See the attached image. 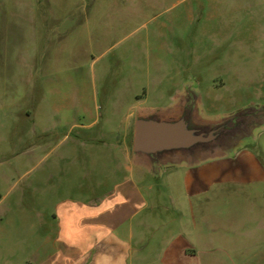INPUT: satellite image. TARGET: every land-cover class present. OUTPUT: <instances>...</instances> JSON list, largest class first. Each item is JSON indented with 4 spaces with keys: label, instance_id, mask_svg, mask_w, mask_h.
Returning <instances> with one entry per match:
<instances>
[{
    "label": "rangeland",
    "instance_id": "rangeland-1",
    "mask_svg": "<svg viewBox=\"0 0 264 264\" xmlns=\"http://www.w3.org/2000/svg\"><path fill=\"white\" fill-rule=\"evenodd\" d=\"M57 24L69 26V62L58 66L54 53L64 42L52 41ZM178 69L201 95L205 116L264 112V0H0V264H52L64 250L56 216L69 200L85 201L113 186L96 185L107 149L89 139L111 143L114 135L121 140L127 134L131 143L130 108L138 102L170 106L177 93L170 78ZM66 100L90 108L84 119L69 112V123L98 125L55 130L61 116L53 105ZM39 104L41 114L34 118ZM35 123L51 132L43 139L45 149L22 156L37 142L29 139ZM104 126L119 133L101 136ZM76 137L86 145H74ZM235 149L193 167H170L178 175L167 168L160 178L146 175L155 185L162 178L160 203L175 211L172 195H182L186 205L193 199L194 172L212 184L201 198L218 202L212 208L215 228L206 230L202 220L197 232L194 217L208 211L196 208L195 215L189 206V232L180 242L199 240L202 250L191 245L186 264H264V124ZM117 163L116 177L124 179L123 157ZM164 214V222L173 219ZM157 233L149 231L150 254L139 263L163 264V245L175 241ZM171 259L169 254L165 261Z\"/></svg>",
    "mask_w": 264,
    "mask_h": 264
},
{
    "label": "crops",
    "instance_id": "crops-1",
    "mask_svg": "<svg viewBox=\"0 0 264 264\" xmlns=\"http://www.w3.org/2000/svg\"><path fill=\"white\" fill-rule=\"evenodd\" d=\"M60 27L61 24H57L51 30L52 41L59 39L64 42L54 53L56 66L62 65L66 61L69 62V26L64 30L60 29ZM35 39H41V34L39 33L38 36H35ZM63 55L66 57L64 58ZM33 69L35 71L36 64L33 66ZM170 79L174 88H177L176 94L180 93L179 88L185 82L182 80L180 70L178 69L176 77ZM133 108L136 113L138 108L165 107H143L138 102L130 110H133ZM40 109L41 105L39 104L35 108L34 118L41 114ZM53 112L61 116V119L54 126L55 130L57 128L69 130V127L72 130L79 126L91 129L99 123L97 120H93L87 125L79 124V121L74 120L69 123V112L75 114L76 118L81 117L84 119L89 117L90 108L82 100L71 102H67L66 100L63 104H54ZM126 123L125 129L129 125L128 119ZM100 131L101 136H104V132L110 134L119 133L115 128L110 127L108 129L106 126L101 128ZM50 133L48 128L35 123V129L30 131L29 139L34 140L36 137L37 142L29 150L22 151L21 155L28 157L36 151L44 150L42 142L46 140L45 137ZM19 141L22 142L23 137L19 138ZM73 143L74 145H86L85 141H82L79 137L73 139ZM89 143L100 144L101 147L107 149V153L103 152L100 157L103 161L100 171L102 177L96 185L101 186L112 182L113 186L107 193L97 197L90 195L85 201L69 200L67 208L64 211H60L56 216L59 223L58 239L63 244L64 250L60 252L52 264H141L139 262L145 260L144 256L150 254V252L146 253L145 243L148 241V234L151 229L159 232L157 233V237L162 236V238H165L166 235L170 234L169 238H174L175 243L172 247H165L163 245L161 249L163 264H186L183 260L184 257H187V251L191 250L192 246L199 251L202 250L200 246L202 244L199 240L193 243L189 242L187 246L184 243L182 245L180 241L185 239L182 238V235L189 232L186 221L184 223V220H187L186 214L189 206L192 209L194 208L193 212L195 215L196 212L199 213V210L196 211V208L204 207L208 211L203 218L201 215L194 217L193 226L196 227L197 232H201L202 230L199 223H202V220H205L206 230L215 228L214 226L212 227V220L216 218L212 216V208H215L218 202L215 199L204 200L201 198L202 192L207 191L212 186L211 183H203L200 175L196 176L194 172L192 185L193 199L188 201L189 204L186 205L183 199L179 198L182 195H172L170 197L171 205H176L178 208L175 211L169 206L164 205V203H160L159 198L164 188L162 178L161 184L158 185L148 182L146 175L152 177L148 170L132 163L133 139L130 143L127 134H124L121 140L114 135L111 143L103 139H89ZM15 153L17 154V151H14ZM58 157L61 160L66 158V152L60 153ZM121 157L124 159L123 170L126 176L124 179L116 177L117 172L121 173V168L117 163ZM167 169V174L170 171H174V168ZM188 171L192 173L191 170ZM178 174H180V171L175 170L171 175ZM173 186L175 190H178L180 187L179 184ZM164 213H172L173 219L170 221L167 216L165 219L169 221L164 222V218L162 217ZM196 218L198 223L196 222ZM155 221H160L161 224L154 226ZM183 241L185 242L186 240ZM169 254H172V259L166 262L165 259ZM192 264H196V262L194 261Z\"/></svg>",
    "mask_w": 264,
    "mask_h": 264
},
{
    "label": "water",
    "instance_id": "water-1",
    "mask_svg": "<svg viewBox=\"0 0 264 264\" xmlns=\"http://www.w3.org/2000/svg\"><path fill=\"white\" fill-rule=\"evenodd\" d=\"M263 124L264 112L257 109L220 118L205 116L201 95L195 86L185 84L171 106L136 110L132 163L157 179L166 168L228 157Z\"/></svg>",
    "mask_w": 264,
    "mask_h": 264
}]
</instances>
